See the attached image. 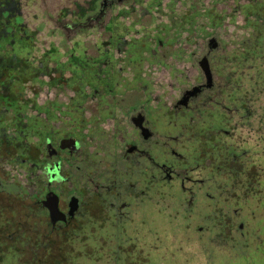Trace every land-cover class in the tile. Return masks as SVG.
Masks as SVG:
<instances>
[{
	"label": "rangeland",
	"instance_id": "1",
	"mask_svg": "<svg viewBox=\"0 0 264 264\" xmlns=\"http://www.w3.org/2000/svg\"><path fill=\"white\" fill-rule=\"evenodd\" d=\"M20 3L23 32L0 50V264H264V0ZM213 39L218 47L212 55L214 98L222 107L194 123L190 115H174L173 107L181 90L206 81L198 63L215 45ZM120 65L127 68L125 76L119 73L105 87ZM124 77L145 78L151 105L167 103L162 123L168 135L188 127L189 138L196 133L221 137L208 146L203 140L189 142L188 151L219 144L232 146L238 155L248 152L241 181L255 180L258 196L247 198L245 185L236 186L227 179L230 174L218 172L220 163L213 173L216 186H226L215 191L231 197L233 227L219 226V216L215 226L207 225L202 211L197 220L173 215L169 205L162 219L153 215L152 227L39 224L36 200L44 198L52 163L48 141L58 146L68 135L79 141L72 156L63 155L55 189L62 195L80 191L83 175L97 160L98 138L112 131L109 119L95 128L102 110L92 90L110 88L122 95L125 89L118 84ZM141 90L126 92L122 104L138 102ZM224 130L231 138L220 136ZM203 164L196 175H212L209 163ZM239 207L241 217L235 218Z\"/></svg>",
	"mask_w": 264,
	"mask_h": 264
},
{
	"label": "flooded vegetation",
	"instance_id": "2",
	"mask_svg": "<svg viewBox=\"0 0 264 264\" xmlns=\"http://www.w3.org/2000/svg\"><path fill=\"white\" fill-rule=\"evenodd\" d=\"M217 48L212 47L203 57L209 60L213 81L209 83L198 80L189 86L191 89L181 90L179 100L173 107L174 115H190V119L195 123L196 117H204L206 112L222 107V102L214 98L217 87L212 55ZM106 65L108 64L103 66ZM125 71L127 68L120 65L118 74L109 77L110 81L105 87L111 86L114 77L119 76V73L121 78L125 76ZM121 80L118 85L125 89L122 95H114L110 88H106L109 92L103 88L92 90L91 98L97 100L102 110L99 113L100 122L95 124V128L103 127L109 119L112 131L106 134L107 137L102 133L98 138L97 160L91 166L92 170L89 172L88 168L83 175L80 191L62 195L55 189V184L62 178L65 167L66 159L64 160L63 155L72 156V152L79 146V141L70 135L62 138L58 146L54 141H48V154L52 163L47 167L48 184L44 198L38 197L36 200V208L41 209L42 215L39 224L44 227H152L153 215L161 216L162 219L169 205L173 215L185 214L194 216L197 220L202 211L208 215L207 225L215 226L219 216V226L233 227L231 197L227 192L215 191L218 188L224 190L226 186L217 187L213 173L217 172L216 162L220 163L218 172L230 174L231 177L227 179H234L236 186L245 185L247 198L249 195L258 196V192L254 191L257 189L255 180H251L250 185L241 181L248 152L238 155L232 146L219 144L217 148L207 151L199 150V147L193 144V149L188 151L186 145L189 142L197 140L201 145L203 140L208 146L213 139L220 143L221 137L213 134L201 138V135L196 133L194 135L197 137L189 138L188 127H180L176 135H168L166 125L162 123V119L167 115V103L159 100L156 105H151L149 81L145 78L129 80L125 77ZM86 82H89L87 78ZM104 82L106 81L103 79L98 81L101 86ZM136 88L142 89L139 91L141 95L138 102L133 101L129 106L123 105L125 93H135ZM87 94L88 89L83 96L86 101L89 99ZM227 109L231 110L228 106ZM222 133L220 136L231 138L228 131L224 130ZM70 140H74L75 144L63 148V142ZM216 149L219 155L214 156L212 151L215 152ZM206 161L212 175L197 176L196 173ZM63 179L64 182L70 181L66 177ZM47 203L52 207L57 204L59 214L63 218L58 219L51 214ZM41 212H44L46 217ZM241 213L240 207L233 211L235 218L241 217ZM239 227L243 228L244 224L241 223ZM123 234L125 235V232Z\"/></svg>",
	"mask_w": 264,
	"mask_h": 264
},
{
	"label": "trees",
	"instance_id": "3",
	"mask_svg": "<svg viewBox=\"0 0 264 264\" xmlns=\"http://www.w3.org/2000/svg\"><path fill=\"white\" fill-rule=\"evenodd\" d=\"M21 14L20 0H0V50L3 48V43L10 41L16 43L20 38L23 32ZM2 67L0 63V72ZM0 82V87L4 86V82Z\"/></svg>",
	"mask_w": 264,
	"mask_h": 264
},
{
	"label": "water",
	"instance_id": "4",
	"mask_svg": "<svg viewBox=\"0 0 264 264\" xmlns=\"http://www.w3.org/2000/svg\"><path fill=\"white\" fill-rule=\"evenodd\" d=\"M212 43L215 42V40H211ZM213 48H217V44H215L213 46ZM200 68L205 76V79L206 81H208L209 83H211L213 81V74H212V71H211V68H210V65H209V60L207 58H203L201 61H200ZM75 144V141L74 140H70V141H64L63 142V148H66V147H69V146H72ZM50 200V198H48V201ZM47 207L48 209L50 210L51 214L57 216L58 219H61L63 218L62 216H60V212L58 210V206L57 204H55V207H52L50 205H48L47 203Z\"/></svg>",
	"mask_w": 264,
	"mask_h": 264
}]
</instances>
